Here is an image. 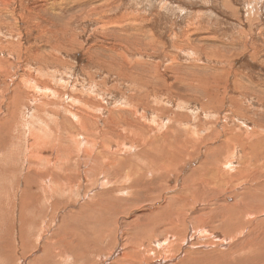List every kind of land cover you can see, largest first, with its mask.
Returning a JSON list of instances; mask_svg holds the SVG:
<instances>
[{"label": "rangeland", "instance_id": "obj_1", "mask_svg": "<svg viewBox=\"0 0 264 264\" xmlns=\"http://www.w3.org/2000/svg\"><path fill=\"white\" fill-rule=\"evenodd\" d=\"M78 137L119 143L134 154L142 150L134 146L149 139L175 146L200 137L209 150L197 146L191 155V148L180 153L168 176L135 185L132 192L137 190L138 197L129 199V191L108 192L96 204L93 195L107 188L90 190L79 181L77 163L85 160L86 151ZM227 139L231 148L232 142L237 145L235 167L243 156L263 161L264 0H0V161L9 159L20 166L25 145L33 140L51 150L58 141L64 142L70 159L82 153L67 170L56 166L47 171L52 180L78 170L62 183L52 182L51 190L41 185L39 175L48 166L42 163L39 174L24 178L22 189L27 192L17 194L0 182L5 199H10L9 218L1 230L10 240L7 264H58L53 252L65 247L61 239L70 235L76 238L75 248L80 247L72 251L73 257L80 254L76 259L82 264L88 259L91 264H112L116 256L107 250L115 248L111 243L116 244L118 228L130 231L134 244L145 234L149 237L159 224L150 211L181 185L196 184L215 162L214 156L223 164L229 154ZM151 154L148 151L152 159L161 157ZM8 165L2 171L13 170ZM17 171L20 177L22 170ZM122 171L135 170L130 164L122 165ZM17 184L15 178L12 185ZM164 185L170 189L161 190ZM158 193L159 205L151 203V196ZM46 197L51 200L48 210ZM256 200L258 204L247 207L229 198L231 226L240 225L245 213L264 203ZM37 202L41 204L36 229L50 224L51 230L30 251L33 244L18 240L20 214H14L15 203L28 216L36 211ZM131 204L138 209L132 210ZM94 207L101 212L94 214ZM126 209L130 212L123 214ZM138 218L146 222V230L141 223L134 225ZM82 226L95 229L98 238L93 243L80 239ZM101 230L111 238L100 236ZM96 252L103 255L99 258Z\"/></svg>", "mask_w": 264, "mask_h": 264}, {"label": "bare ground", "instance_id": "obj_2", "mask_svg": "<svg viewBox=\"0 0 264 264\" xmlns=\"http://www.w3.org/2000/svg\"><path fill=\"white\" fill-rule=\"evenodd\" d=\"M73 113L72 116L74 118L77 114H75V112ZM74 138L75 137H71L72 140ZM77 139L84 146V151H86V153H84L86 154V156L84 155L85 160L77 163L80 167L79 181L85 183L90 190L107 188V190L99 189L101 192L93 195L96 204L99 203V199L104 197L103 194L105 195L108 192L127 194L126 191H129V199H132V196H136L138 192L137 190L132 192V189L136 188L135 185L137 183L142 181L147 182V180L150 181V178L153 179L154 176H168L169 172L173 169V165L177 162L180 153L183 154V152L191 148V155L196 152L198 149L196 148L197 146L209 150L200 137L197 142L194 141L193 143V140L189 139L183 141V145L175 144V146L167 145V142L159 144L160 140L149 139L143 141L139 146H134L142 149L139 152L138 148L136 154H134V152H126L122 148V144L119 143L112 145L108 143L105 144L101 141L102 143L99 144V142H95L86 137H78ZM153 142H157L159 144L158 147H154L152 144ZM225 143L228 144L227 151L229 153L227 154L226 161L220 164V158L214 156L213 159H215V162L212 166L210 163V168L204 172L205 174L196 184L194 183L189 187L181 185L177 193L174 192L175 194H172V197H170V195V198L162 203H160L162 198V194H159L160 192L157 195L151 196L150 202L153 203L157 201V204L159 205L160 203V205L150 211L151 214L159 217V224L155 226L156 231L152 232L149 237L145 234L143 239L138 238L137 242L141 243L134 244L132 242L134 240V235H132L130 231L126 232L123 226L120 225L121 227L118 228L115 237L116 244L111 243L115 248L112 251L107 250L108 255L111 257L114 255L116 256L112 264H264V219L260 217L264 215V203L262 205L260 204L258 208H255L256 210L245 213V220L239 221L240 225L237 226H231L233 213L231 209L232 204L227 203L229 198H232L234 203L240 202L243 205H247V207L248 205L252 206L258 204L256 200L258 198L262 199L264 202V159L260 162V158L256 156L255 161L254 159L252 160V157L244 158L243 156V159H238V166L235 167L233 155L237 145L232 142L231 148L228 139L225 140ZM44 144L45 142H43V145ZM97 145L100 149L98 148L99 151L95 152ZM26 146L27 152L20 166L16 164L17 167H15V162L9 159L8 162L5 163L0 161V182L2 181V186L8 185V188L14 190L17 194L27 192V190L22 189V183L26 186L24 178L30 179L28 173L31 175L39 174L38 165L40 163L48 165L42 170L43 174L39 175V177H43L41 185L47 188L46 191L53 188L52 182L62 183L66 177L78 173V170L76 172L68 170L62 175L54 177L52 180L47 176L49 173L47 171L49 169L54 170L56 166H60L61 170H67L69 164L75 160H80L82 153L76 159H70L71 153L67 152L69 150L66 148L64 142L58 141L52 150L49 147L41 149L39 142L35 140L31 141L29 145L26 144L25 147ZM239 146L241 145H238V147ZM134 147L131 148V151L136 150ZM159 148L162 149L159 151ZM148 151L152 153L151 155L160 154L161 157L152 159L148 156ZM120 152L126 155L122 156ZM195 156L196 155H194V157ZM192 160L193 158L191 161ZM131 161L134 162L132 163ZM8 163L10 168L14 166L13 170L9 169L7 172L2 171L3 165H7ZM130 164L134 167V173L127 172L125 174V171L123 173L122 165L128 167ZM179 164L184 165L185 163L180 161ZM23 166L25 168L24 170ZM17 169L22 170L20 177L19 175L21 172L17 171ZM17 175L18 177H16ZM10 178H13V180H10ZM15 178L18 180V184L14 186L12 184ZM71 181L73 183V180ZM69 186L71 190L77 189L75 185ZM157 186H159V184ZM165 186L166 185H164L161 190L167 191L166 189H170L168 186ZM78 188L81 189V187ZM157 191H159V189ZM32 194L35 195V193ZM5 197L6 195L4 192L0 190V264H7L8 262V251L6 247L8 242H10V240L7 239L9 235L7 236L4 232H1L2 229L5 230L4 226L9 218L7 204L10 199H5ZM50 201L48 197L45 198L46 210L50 209ZM40 204L41 203L37 202L35 205L36 211L27 216L28 211L18 210V205L15 203L14 214L16 212L20 214V218H16V220L18 219L16 221V232L20 234L18 240L21 239L23 242L27 241L33 244L30 251L37 248L39 240L49 233V229L51 230L50 224L39 231L36 229V217L40 210ZM120 204L121 206L124 205L122 202H120ZM130 206L132 210L137 208L132 204ZM101 210L102 209L99 207H94L93 213L99 214ZM129 210L130 209H126L123 214H127ZM196 210H198V212H194ZM120 213H122V211H120ZM198 213L201 214L200 217H197ZM226 214H228L231 219ZM140 218H138L137 221L135 220L136 224L134 225L140 226L141 223L143 230H146V222H141ZM13 224H15L14 220ZM78 228L79 227L75 228L74 232L79 230ZM80 229H82L83 232V236L80 238L81 240H87L88 243H93L91 240L98 238L95 229L90 230L87 229L86 226H82ZM12 232L11 235L13 234ZM26 235H28L27 238L25 237ZM100 236L111 238L108 232H106L105 235L103 231L100 232ZM61 240V243H64L65 247L56 248L54 250V259L56 258L59 260L58 264H79L81 260L79 261L76 258L80 254L74 258L72 253L73 250L80 249V247L75 248L77 246L75 236L70 235L68 238H63ZM97 245L99 246V244ZM82 248L84 250V247ZM88 253L90 254L91 251ZM101 255L103 254L96 252V256H99V258ZM22 258H24L23 255ZM87 262L91 264L89 259ZM98 263L99 262L96 261L92 264Z\"/></svg>", "mask_w": 264, "mask_h": 264}]
</instances>
